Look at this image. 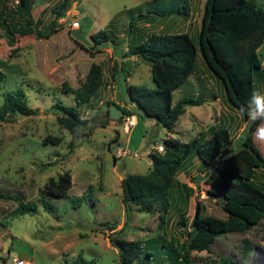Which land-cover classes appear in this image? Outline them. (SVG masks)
<instances>
[{
	"label": "rangeland",
	"instance_id": "obj_1",
	"mask_svg": "<svg viewBox=\"0 0 264 264\" xmlns=\"http://www.w3.org/2000/svg\"><path fill=\"white\" fill-rule=\"evenodd\" d=\"M55 1L32 0L30 13L32 19L39 17L36 26L39 33L15 34L14 43H10L0 27V68L6 72L0 81V103L3 93L10 89L21 94L26 105L34 109L29 114L9 110L0 119V192L11 196H0V256L3 257L0 264H10L13 257L21 254H26L19 257L23 264H71L77 257L89 260L90 264H120L117 249L110 243L111 234L147 239L162 229L180 237L183 231L174 224L175 213L171 215L173 219L163 224L158 217L162 213L159 209L139 211L133 203H128L125 209L121 177L127 172H145L151 164L148 151L160 149L164 136L188 141L202 130L207 133L206 127L213 123L231 129L233 149L245 143L263 159L264 143L258 142L254 135L260 121L242 119L237 109L223 100L218 81L200 57L196 59L199 74L192 73L176 86L172 100L190 95L200 96L203 101L185 106L175 120L173 132L149 116H139L136 105L125 93L128 83L154 84L147 60L120 55L128 39L145 36L149 31L176 30L195 38L204 0H185L187 15L177 12L170 16L157 15L146 21L136 20L131 28L128 27L130 16L147 9L152 13L162 6H174L177 0H70L69 10L76 1L79 23L76 28L68 25L71 19L68 13L58 18L52 15L49 7ZM251 1L264 10V0ZM14 3L0 0V7ZM99 28L115 34V46L89 43L88 34ZM259 52L264 68V45ZM91 60L100 63L103 84L91 96V103L76 105L90 123L83 134L72 136L58 124L52 104L61 101L75 106L72 94L61 83L77 86ZM109 99L134 112V125L125 127L120 117H108ZM45 134L60 135L61 140L42 143ZM63 168L69 170L72 185L65 196L51 199L52 207L47 210L38 201L41 189L49 176L56 178ZM210 168L209 165L200 169L199 158L194 154L176 173L178 181L193 187L186 206L187 219L195 213L196 204L203 205L204 212L226 216L205 191L209 185L204 181V173ZM255 172L256 179L262 181L259 167ZM20 196L22 200L33 201L35 210L14 212L15 198ZM85 222L104 223V226L81 228ZM244 245H248L245 253ZM190 255L193 264H201L207 258L218 260L221 255H228L237 264H264V217L248 229L218 234L209 251L190 250ZM148 264L159 262L152 260Z\"/></svg>",
	"mask_w": 264,
	"mask_h": 264
},
{
	"label": "trees",
	"instance_id": "obj_2",
	"mask_svg": "<svg viewBox=\"0 0 264 264\" xmlns=\"http://www.w3.org/2000/svg\"><path fill=\"white\" fill-rule=\"evenodd\" d=\"M69 2L56 0L50 5V12L55 18L64 16ZM31 5L32 0H17L13 6L1 5L0 27L6 41L14 43L15 34L39 33L36 27L39 17L32 19ZM172 12L187 15V2L177 0L174 6H162L152 13L148 9L139 12L130 16L128 27L131 28L136 20L146 21L157 15L170 16ZM201 17L195 38L179 30L149 31L137 39L129 38L126 48L119 51L122 57L134 55L148 61L153 86L128 83L125 93L136 105L139 116H149L171 132L176 118L184 112L187 104L203 101L200 96L190 95L172 100V91L176 86L192 73L199 74L197 57L215 76L223 100L236 108L242 119H248L241 114L240 109L248 104L252 93L264 94V68L259 52L264 45L262 7L251 0H204ZM88 38L90 44L110 43L114 46L117 39L115 34L105 28L91 31ZM85 72L82 81L75 87L66 86L64 81L61 83L64 90L72 94L75 106L61 101L52 104L58 124L72 136L83 134L90 123V119L82 116L76 105L90 102L91 96L103 84L104 73L99 62L91 60ZM5 73L0 68V81ZM25 101L21 94L10 89L5 91L0 103V119L9 110L20 114L32 113L34 109L27 106ZM108 102L107 105L115 101L109 99ZM121 109L124 113L131 112L124 106ZM104 123L101 122L102 125ZM206 129L207 133L202 130L188 141H181L176 136H164L161 149L152 148L148 151L151 164L145 172H127L121 177L125 209L128 203H133L139 211L159 209L162 213L158 217L163 224L173 219L171 215L175 213L174 224L183 231L180 237L162 229L161 233L147 239H126L111 234L110 243L117 249L120 264H148L152 260L159 264H193L190 250L209 251L218 234L248 229L264 217V158H259L245 143L233 149L234 137L227 125L213 123ZM60 140V135L51 134L41 138L42 143H58ZM194 154L199 158L200 169L211 166L204 173V181L209 185L205 191L226 213L223 218L204 212L203 205L199 204H196L193 216L186 218L188 197L193 187L178 181L175 176L184 161ZM257 167L263 172L262 181L256 179ZM71 183L68 169L63 168L56 178L49 176L38 198L41 206L51 209V199L65 196ZM0 196H8V193L0 192ZM15 199L14 212L24 213L36 208L31 200H22L21 196ZM248 245L243 246L244 253ZM71 264L90 262L77 257ZM201 264L237 263L228 255H221L218 260L207 258Z\"/></svg>",
	"mask_w": 264,
	"mask_h": 264
},
{
	"label": "clouds",
	"instance_id": "obj_3",
	"mask_svg": "<svg viewBox=\"0 0 264 264\" xmlns=\"http://www.w3.org/2000/svg\"><path fill=\"white\" fill-rule=\"evenodd\" d=\"M240 112L243 116H246L248 120L253 123H255L256 121H260V123L257 125L255 129L254 135H255V139L258 142L264 143V94H261L259 92H253L248 104L246 106H242ZM124 114L125 113H123L122 115L120 114V118ZM126 114H132L134 117L133 113H126Z\"/></svg>",
	"mask_w": 264,
	"mask_h": 264
},
{
	"label": "built area",
	"instance_id": "obj_4",
	"mask_svg": "<svg viewBox=\"0 0 264 264\" xmlns=\"http://www.w3.org/2000/svg\"><path fill=\"white\" fill-rule=\"evenodd\" d=\"M13 1H16V0H13ZM75 5H76V1H73L72 6H70L71 9L69 10L68 7L65 9V12L68 13V15H70L71 17V19H69L68 21V25L71 28L78 27V20H77L78 18L76 17L77 9L75 8ZM121 122L123 123L125 127H130L134 125L135 119L132 114L125 113L121 117ZM11 264H23V260L20 259L19 257H14Z\"/></svg>",
	"mask_w": 264,
	"mask_h": 264
},
{
	"label": "water",
	"instance_id": "obj_5",
	"mask_svg": "<svg viewBox=\"0 0 264 264\" xmlns=\"http://www.w3.org/2000/svg\"><path fill=\"white\" fill-rule=\"evenodd\" d=\"M124 111L121 109V106L116 104L115 102H112L108 105V116L109 118L115 119L118 118L119 115L123 114ZM104 226V223H97V222H85L84 224H81V228H101ZM26 255V254H23ZM22 254L19 256L21 257ZM25 257V256H24Z\"/></svg>",
	"mask_w": 264,
	"mask_h": 264
},
{
	"label": "crops",
	"instance_id": "obj_6",
	"mask_svg": "<svg viewBox=\"0 0 264 264\" xmlns=\"http://www.w3.org/2000/svg\"><path fill=\"white\" fill-rule=\"evenodd\" d=\"M96 93H97V92H96ZM91 99H92V97H91ZM91 101H92V100H91ZM119 102H120V101H119ZM90 103H91V102H90ZM120 103H121V102H120ZM108 117H109V116H108ZM109 121H110V120H109ZM109 121H108V122H109ZM22 256H23V257H24V256L26 257V255H23V254H22ZM10 264H11V263H10Z\"/></svg>",
	"mask_w": 264,
	"mask_h": 264
}]
</instances>
